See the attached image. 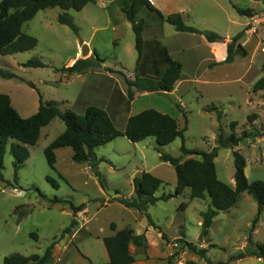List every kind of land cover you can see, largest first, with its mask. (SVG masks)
Segmentation results:
<instances>
[{"label":"rangeland","instance_id":"374dc122","mask_svg":"<svg viewBox=\"0 0 264 264\" xmlns=\"http://www.w3.org/2000/svg\"><path fill=\"white\" fill-rule=\"evenodd\" d=\"M156 3L163 14L179 8L185 24L216 33L210 44L200 33L175 30L145 7L138 12L136 19L145 20L146 43L142 60L145 66L138 73L155 76L163 71L155 40L164 44L170 57L182 64L180 82L176 81L170 92L133 89L132 99L127 95L122 73L134 76L137 52L131 22L120 6H129L130 0H91L79 11L67 10L78 27L77 32L57 20L62 12L59 7L39 10L22 26L24 32L37 39L36 46L0 54V68L15 74L12 78L0 77V92L10 96L12 106L22 117L35 112L41 98L78 114L83 113L81 104L102 107L120 130L128 115L148 108L171 115L180 129L185 127L182 137L162 146L151 136L138 142L118 136L94 148L96 156L105 159L98 161L95 169L87 162L73 161L69 146L55 149L53 168L47 164L44 148L64 130L58 117L41 129L34 145L28 146L29 157L16 174L8 143L0 179V264L11 253L42 254L51 242L52 255L46 264L105 262L107 253L102 238L113 233L111 223L116 229L129 227L136 233L148 228L147 248L129 247L135 264H166L169 258L173 264H264V259L254 255L233 258L264 243V209L258 214L252 196L242 192L232 207L219 210L207 235L201 236V212L209 206V197L190 198L189 188L175 195L174 168L159 159V151L181 159L197 158L196 154L182 153V142L188 149L210 151L216 145L218 133L223 140L231 133H264V98L261 91L252 90L253 83L264 75V0H156ZM233 6L248 8L252 15H240ZM237 32L241 33L237 42L246 55L234 54L231 62H225L226 47ZM155 33L160 34L159 39L154 37ZM79 38L90 48L84 57L80 55ZM75 50L79 58L93 57L95 51L104 61L98 67L88 68L91 72L87 74H67L60 69L71 65L69 59ZM32 57L39 58L45 66L22 65ZM233 151L244 157L248 181H264V134L218 149L214 157L216 175L232 186ZM142 171L162 179L156 196L172 194L146 209L165 239L161 233L158 235L157 229L148 226L145 212L117 200L134 196L132 177ZM47 176L56 180L57 188ZM54 196L74 205L83 204L80 213L74 216L66 201H50ZM72 218L76 223L69 225ZM185 241L205 248L206 252L200 255Z\"/></svg>","mask_w":264,"mask_h":264},{"label":"trees","instance_id":"16d2710c","mask_svg":"<svg viewBox=\"0 0 264 264\" xmlns=\"http://www.w3.org/2000/svg\"><path fill=\"white\" fill-rule=\"evenodd\" d=\"M91 0H0V54H13L15 52L26 51L34 48L37 39L22 30L23 24L34 17L42 9L49 7H59L62 12L58 14L57 20L66 24L71 30L77 32L78 27L73 22L72 16L67 12L69 9L81 10ZM156 13L160 19L171 24L175 30L182 32H195L202 34L208 42H214L216 33L211 30H201L194 26L185 24L180 12L162 14L150 0H130L129 6H120L125 18L131 22V28L134 33V45L137 52L135 61L136 73L130 77L122 73L127 84V95L132 99L133 89L142 91L169 92L173 89L174 83L180 78L182 64L173 59L168 54L165 46L155 40L158 49L155 50L160 56L163 71L157 72L155 76L140 74L138 70L144 69L142 62L145 55V40L143 31L145 20L136 19L138 12L142 8ZM240 15L251 16L248 8L233 6ZM248 27H245V29ZM241 33L237 32L234 39L226 47L225 62H231L234 54L246 55L244 47L237 42ZM154 47V46H153ZM151 47V48H153ZM104 60L100 58L95 51L93 57L77 58L71 65L63 66L60 70L67 74H77L86 71L90 67L100 66L99 62ZM155 62V61H154ZM149 64V63H148ZM23 66L42 67L45 64L37 57H32L22 63ZM0 77L12 78L15 74L9 70L0 68ZM253 91H261L264 98V75L259 77L252 85ZM179 107L182 108L181 105ZM254 115H249L252 118ZM58 117L64 123V130L59 133L44 148V156L47 164L53 168L56 161L55 149L63 146H69L72 149V160L75 162H87L92 169L104 158H98L94 148L107 142H110L118 136H124L131 142H138L146 137H153L157 145L162 146L172 142L177 136L182 137L183 129L178 127L174 117L167 113L148 108L135 114H131L125 123L123 130H120L114 124L108 112L99 106L88 105L83 113L78 114L71 109H60L55 101L39 99V104L35 112L27 117H22L12 106L10 96L0 92V179L3 167V157L6 145L9 143V152L13 156L14 173L18 171L24 161L29 157L28 146L34 145L40 137L41 129L48 125L54 118ZM217 117H220V111H217ZM186 123V119H185ZM233 121L231 125L233 126ZM220 130V127H219ZM264 133L257 131L242 132L240 135L231 133L226 140H223L221 133L216 134V145L210 151L192 150L182 145L180 147L184 154H196L198 157H189L181 159L171 154L159 151V159L171 164L175 171L176 185L174 194H180L185 188H189L190 198L204 199L209 197V206L201 216L202 233L206 236L208 227L213 217L219 210H228L232 207L242 192L249 193L257 204L258 214L264 209V181H248L244 174L245 160L241 153L233 151L234 157V185H229L220 180L216 175L214 157L220 147L227 148L238 145L245 138H255ZM11 140V141H9ZM97 173V172H96ZM46 179L50 181L53 187L57 188L56 180L50 176ZM162 180L150 172L142 171L133 176L132 184L134 196L130 198H118L117 200L126 207H132L145 212L148 224L161 233L165 239V234L154 224L150 216L146 213L149 205H153L159 199H167L172 196L171 193L156 196L155 191L161 185ZM43 197L45 195L42 194ZM52 202L66 201L74 216L80 213L83 204L74 205L54 196L50 199ZM257 221V216L253 223ZM76 223L72 218L69 225ZM110 228L113 233L103 236L102 241L107 253V260L99 264H130L135 260L130 251V245L135 248L145 249L148 242L144 233H136L132 228L116 229L115 224L111 223ZM34 237L35 235L32 234ZM189 248L204 255L205 248H198L196 244L185 241ZM248 245L251 244L250 236L247 238ZM51 242L42 254L32 253L23 255L20 253H11L5 255L3 264H46L51 259ZM247 255H254L264 259V243L256 244L255 249L251 251H241L233 258H243ZM166 264H173L172 258H169Z\"/></svg>","mask_w":264,"mask_h":264},{"label":"crops","instance_id":"0c3cea01","mask_svg":"<svg viewBox=\"0 0 264 264\" xmlns=\"http://www.w3.org/2000/svg\"><path fill=\"white\" fill-rule=\"evenodd\" d=\"M151 1V3L155 6V7H157V3H156V0H150ZM158 8V7H157ZM159 9V8H158ZM160 10V9H159ZM161 11V10H160ZM162 12V11H161ZM172 12H180V9L178 8L177 10H170V11H168V12H166V13H164L165 15L166 14H169V13H172ZM163 14V13H162ZM248 17V16H247ZM145 29V28H144ZM159 33H155L154 34V37L156 38V39H159ZM162 37V36H161ZM145 40V39H144ZM208 42V41H207ZM87 43V42H86ZM210 44H213V42H209ZM162 44V43H161ZM163 46H165L164 44H162ZM166 47V46H165ZM166 49H167V47H166ZM167 51H168V49H167ZM168 54H169V52H168ZM170 55V54H169ZM77 58H79V52L78 51H76L75 50V54H74V56H72L70 59H69V64H72ZM180 62V61H179ZM88 72H91L90 70L89 71H87L86 70V72L84 71V72H82V73H77V74H82V75H84V74H87ZM71 75H74V74H71ZM177 82H180V78L177 80ZM173 90V89H172ZM171 90V91H172ZM170 92V91H169ZM89 104H81V108L83 109L82 111H84V109L86 108V106H88ZM128 117H129V115H128ZM127 117V118H128ZM127 118L125 119V121H124V126H125V123H126V121H127ZM124 128V127H123ZM123 128H122V130H123ZM139 174V173H138ZM137 173H136V175H138ZM135 176V175H134ZM133 178V177H132ZM162 180V179H161ZM132 197V196H131ZM148 226L149 227H151V228H153L151 225H149L148 224ZM154 229V228H153ZM144 234H145V236H146V239H147V242L148 243H150V238L148 237V228H145V231L143 232ZM158 235L160 236V232L158 233ZM162 238V237H161ZM136 263V260H134L132 263H130V264H135Z\"/></svg>","mask_w":264,"mask_h":264},{"label":"water","instance_id":"95a60500","mask_svg":"<svg viewBox=\"0 0 264 264\" xmlns=\"http://www.w3.org/2000/svg\"><path fill=\"white\" fill-rule=\"evenodd\" d=\"M78 46H79V50H80V55L82 57L86 56L89 53L90 48H89L88 44L80 38L78 39Z\"/></svg>","mask_w":264,"mask_h":264}]
</instances>
